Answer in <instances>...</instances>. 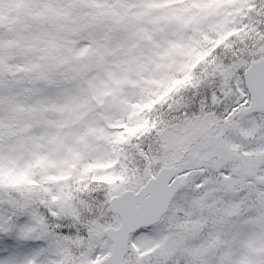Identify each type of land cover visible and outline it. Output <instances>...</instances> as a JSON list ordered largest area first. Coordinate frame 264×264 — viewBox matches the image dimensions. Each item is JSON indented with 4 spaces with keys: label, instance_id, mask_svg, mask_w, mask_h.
<instances>
[{
    "label": "snow or ice",
    "instance_id": "1",
    "mask_svg": "<svg viewBox=\"0 0 264 264\" xmlns=\"http://www.w3.org/2000/svg\"><path fill=\"white\" fill-rule=\"evenodd\" d=\"M0 264H264V0H0Z\"/></svg>",
    "mask_w": 264,
    "mask_h": 264
}]
</instances>
